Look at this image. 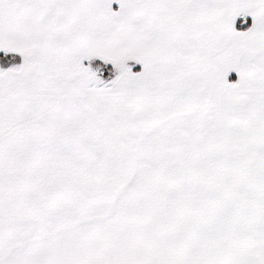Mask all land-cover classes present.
<instances>
[{
    "label": "snow or ice",
    "instance_id": "obj_1",
    "mask_svg": "<svg viewBox=\"0 0 264 264\" xmlns=\"http://www.w3.org/2000/svg\"><path fill=\"white\" fill-rule=\"evenodd\" d=\"M0 264H264V0H0Z\"/></svg>",
    "mask_w": 264,
    "mask_h": 264
},
{
    "label": "trees",
    "instance_id": "obj_2",
    "mask_svg": "<svg viewBox=\"0 0 264 264\" xmlns=\"http://www.w3.org/2000/svg\"><path fill=\"white\" fill-rule=\"evenodd\" d=\"M235 78V74H231L230 79Z\"/></svg>",
    "mask_w": 264,
    "mask_h": 264
},
{
    "label": "crops",
    "instance_id": "obj_3",
    "mask_svg": "<svg viewBox=\"0 0 264 264\" xmlns=\"http://www.w3.org/2000/svg\"><path fill=\"white\" fill-rule=\"evenodd\" d=\"M113 7H116V5H113ZM232 74H235V73H232Z\"/></svg>",
    "mask_w": 264,
    "mask_h": 264
}]
</instances>
